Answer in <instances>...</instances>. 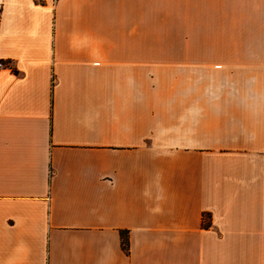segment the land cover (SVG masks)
I'll return each mask as SVG.
<instances>
[{"label": "crops", "instance_id": "crops-1", "mask_svg": "<svg viewBox=\"0 0 264 264\" xmlns=\"http://www.w3.org/2000/svg\"><path fill=\"white\" fill-rule=\"evenodd\" d=\"M0 61V264H264V0H0Z\"/></svg>", "mask_w": 264, "mask_h": 264}, {"label": "trees", "instance_id": "trees-1", "mask_svg": "<svg viewBox=\"0 0 264 264\" xmlns=\"http://www.w3.org/2000/svg\"><path fill=\"white\" fill-rule=\"evenodd\" d=\"M208 218H209V215H207V214L203 215V220H207ZM121 236H122L123 250H125L128 253L129 252V241H128V237H127V232H121Z\"/></svg>", "mask_w": 264, "mask_h": 264}, {"label": "built area", "instance_id": "built-area-1", "mask_svg": "<svg viewBox=\"0 0 264 264\" xmlns=\"http://www.w3.org/2000/svg\"><path fill=\"white\" fill-rule=\"evenodd\" d=\"M56 1V0H55ZM9 63H6L4 61H0V69L4 68V67H8Z\"/></svg>", "mask_w": 264, "mask_h": 264}]
</instances>
